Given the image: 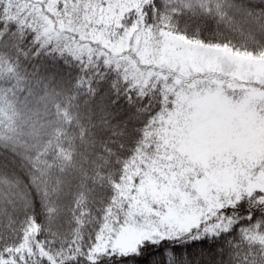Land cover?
Wrapping results in <instances>:
<instances>
[{
    "label": "snow or ice",
    "instance_id": "snow-or-ice-1",
    "mask_svg": "<svg viewBox=\"0 0 264 264\" xmlns=\"http://www.w3.org/2000/svg\"><path fill=\"white\" fill-rule=\"evenodd\" d=\"M0 264H264V0H0Z\"/></svg>",
    "mask_w": 264,
    "mask_h": 264
}]
</instances>
